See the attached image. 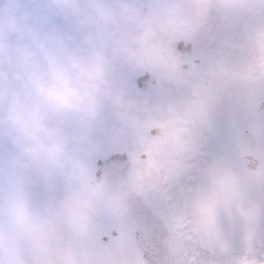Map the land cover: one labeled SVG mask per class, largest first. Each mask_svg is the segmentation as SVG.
I'll list each match as a JSON object with an SVG mask.
<instances>
[{"label":"flooded vegetation","instance_id":"1","mask_svg":"<svg viewBox=\"0 0 264 264\" xmlns=\"http://www.w3.org/2000/svg\"><path fill=\"white\" fill-rule=\"evenodd\" d=\"M260 6V0H191L183 12L168 13L170 24L161 21V29L149 30L139 39L132 35L139 18L160 17L159 1L132 0L131 12L124 17L115 13L116 4H105L95 13L97 29L106 22L120 29L122 36L117 39L109 31L105 39H96L98 45L85 43L82 37L97 30L92 28L83 36L60 42L64 46L56 50L72 57L64 66L63 82L53 74L59 84L55 93L41 83L46 73L37 76L46 92L52 97L60 94L77 110L81 124L64 125L60 120L61 136L75 128L88 130L89 137L103 136L119 144L103 156L125 153L130 157L133 187L170 228L173 264H264V70L258 79L246 83L244 72L231 61L247 50L244 39H255L253 27L259 22ZM92 11L88 14L94 15ZM186 14H190V26L201 27L193 37L179 29ZM230 31L238 36L229 38ZM42 44L47 45L40 42L21 56L36 59L60 54H53L52 48L40 50ZM88 55L94 56L95 65L85 63ZM79 71L85 81L76 82V90L70 92L68 82ZM90 94L100 96L104 108L90 100V114L82 118L83 102L74 98L81 97L89 106L85 96ZM134 101L140 107L130 109ZM95 112H105L104 121L113 126L109 136L90 125ZM131 115L143 122L138 131L115 124L124 117L132 119ZM64 137L50 154L55 174H68L66 159L72 148ZM57 149L63 153L59 155ZM137 168L143 171L142 181ZM61 180L72 189L63 176ZM82 202L78 207L76 202L71 228L74 232L86 229L95 238L92 245H86L81 237L87 254L81 257L84 264H146L131 228L94 221L87 200Z\"/></svg>","mask_w":264,"mask_h":264},{"label":"rangeland","instance_id":"2","mask_svg":"<svg viewBox=\"0 0 264 264\" xmlns=\"http://www.w3.org/2000/svg\"><path fill=\"white\" fill-rule=\"evenodd\" d=\"M158 1L162 6L160 17L155 16L151 20L139 18L133 37L140 39L149 30L161 29V21H170L168 13L183 12L191 0ZM112 3L116 4L115 13L122 17L131 12L132 0H0V264H73V257L76 258L75 264L85 263L81 259L87 256L83 242L76 249L77 255L74 254L71 222L75 217L76 202L77 207L79 202L83 203V188L96 168L95 161L119 144L103 136L89 137L91 133L88 130L77 132L75 128L73 133L69 130L64 135L67 136L66 145L72 148L70 157L66 159L68 174L51 171L50 154L64 137L61 136L60 120L64 125L70 122L75 127L81 124V120L77 110L68 106L60 94L52 97L46 92L40 83L41 77L37 76L52 73L63 82L67 74L64 66L72 56H62L56 48L63 47L60 42L64 40L83 36L92 28L96 30L99 26L96 10ZM260 3L259 22L253 27L255 39H244L242 44L247 50L231 59L244 72L246 83L258 79L260 71L264 70V0ZM88 10L95 11L91 12L94 15H89ZM190 20V14L183 15L179 29L184 36L193 37L201 27L190 26L187 22ZM102 27L82 37V40L98 45L96 39H105L106 32L114 31L117 39L122 36L120 29L112 28L106 22ZM229 34V38L238 36L236 32L231 34L230 31ZM74 41L80 42L78 39ZM40 42L47 44H42L40 50L52 48L53 54H60H45L36 59L21 56L23 51ZM94 59L88 55L85 63L93 66ZM215 60L221 61L219 58ZM221 64L226 67L224 62ZM170 70L163 69V72L170 73ZM229 74L232 75L231 72ZM78 81H85V75L80 71L74 73L69 82L66 81L68 91H75ZM87 97L89 106L81 97L74 98L76 102H83L80 104L82 118L90 114V100L95 102L94 106L104 108L100 96L99 99L93 94ZM139 107L140 103L134 101L130 109ZM102 114L95 112L90 115V125L109 136L107 132L113 126L104 121L105 112ZM125 118L115 121V124L118 127L130 126V132L138 131L143 124L135 118ZM118 127H115L117 131ZM112 134L117 135L116 132ZM57 151L59 155L63 153L62 149ZM56 162L62 166L61 161L60 164L58 160ZM136 171L139 181H142L143 171L139 168ZM60 175L75 186L70 189ZM79 240L82 241L80 237ZM91 257L93 260L94 256Z\"/></svg>","mask_w":264,"mask_h":264},{"label":"water","instance_id":"3","mask_svg":"<svg viewBox=\"0 0 264 264\" xmlns=\"http://www.w3.org/2000/svg\"><path fill=\"white\" fill-rule=\"evenodd\" d=\"M41 83L53 93L59 90L52 74H45ZM130 170L131 159L125 153L98 158L96 170L83 190L88 212L94 221L106 220L117 229L131 228L146 264H173L170 228L132 186Z\"/></svg>","mask_w":264,"mask_h":264},{"label":"trees","instance_id":"4","mask_svg":"<svg viewBox=\"0 0 264 264\" xmlns=\"http://www.w3.org/2000/svg\"><path fill=\"white\" fill-rule=\"evenodd\" d=\"M54 157H55V155H53V159H54ZM71 185V187H74L75 185L74 184H70ZM82 220V219H81ZM83 225L85 226V221H83ZM78 230H79V228H77ZM81 238V237H84L85 238V242H86V244H88V245H92L94 242H95V238L94 237H92V235L89 233V231H86V229H84L83 230V232H74V239H75V255H77V247H78V244H79V242H80V240H79V237Z\"/></svg>","mask_w":264,"mask_h":264}]
</instances>
